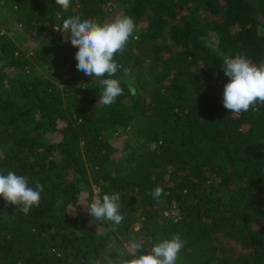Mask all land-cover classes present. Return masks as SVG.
<instances>
[{"label":"trees","instance_id":"1","mask_svg":"<svg viewBox=\"0 0 264 264\" xmlns=\"http://www.w3.org/2000/svg\"><path fill=\"white\" fill-rule=\"evenodd\" d=\"M57 11L56 0H0V173L44 186L28 214L0 198V264H119L133 237L147 248L174 234L185 241L177 264H264V103L230 113L222 70L240 53L264 63V0ZM75 15L137 25L115 57L124 94L110 106L55 30ZM115 192L124 221H94L85 205Z\"/></svg>","mask_w":264,"mask_h":264},{"label":"clouds","instance_id":"2","mask_svg":"<svg viewBox=\"0 0 264 264\" xmlns=\"http://www.w3.org/2000/svg\"><path fill=\"white\" fill-rule=\"evenodd\" d=\"M56 5L66 12L71 7V0H56ZM63 12L57 11L56 17L59 19ZM136 28L134 18L128 15L103 23L94 18L82 19L75 15L64 19L62 27L55 29L62 31L64 40L70 41L77 49L75 53L77 70L85 76L102 78L99 104L110 106L124 94L121 80L111 77H114L122 67L115 59L116 55L125 50L130 38H134ZM209 47L213 52L217 51L214 46ZM222 70L229 78V82L224 85L223 106L230 113L255 111L256 105L264 103V63L257 65L248 59L246 54L240 53L225 57ZM125 72L127 74V70ZM128 88L133 95L136 94L133 83H129ZM43 190L44 186L38 179H33L30 185L24 175H18L13 171H8L7 174L0 173V198L8 204L15 205L24 214H28L33 206H39ZM149 194L158 200L163 194V189L156 187ZM120 199L118 192L106 193L102 199L94 198L85 206L94 221L109 222L118 226L125 219L120 212ZM184 247L185 241L179 234H174L170 239L151 243L147 248L141 239L133 237L124 245V250L118 251L117 254L123 256L119 264H177ZM107 248L112 250L116 245L109 242ZM144 250H147L146 254Z\"/></svg>","mask_w":264,"mask_h":264},{"label":"rangeland","instance_id":"3","mask_svg":"<svg viewBox=\"0 0 264 264\" xmlns=\"http://www.w3.org/2000/svg\"><path fill=\"white\" fill-rule=\"evenodd\" d=\"M37 42V41H36ZM35 44V42H33L32 44H31V47H33V45Z\"/></svg>","mask_w":264,"mask_h":264}]
</instances>
